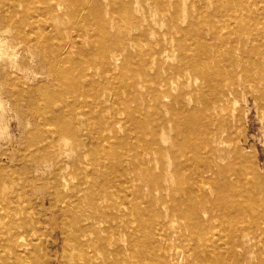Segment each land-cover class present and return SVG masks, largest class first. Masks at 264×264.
<instances>
[{"label": "bare ground", "instance_id": "6f19581e", "mask_svg": "<svg viewBox=\"0 0 264 264\" xmlns=\"http://www.w3.org/2000/svg\"><path fill=\"white\" fill-rule=\"evenodd\" d=\"M46 1V12L51 13L57 22H62L66 15L61 12L63 4L59 2L52 7ZM234 1L96 0L85 3L78 12V16L89 25H95L96 34L92 41L98 45H91L98 46L101 58L95 66L101 70L104 80L99 81L94 74H88L87 85L78 83L80 96L92 97V102L81 98L74 101L88 116L84 122H74L68 128L66 116L56 114L61 132L73 141L71 148L62 152L75 154V158L68 163L61 159L60 162L64 168L72 165L80 169V163L85 162L87 153L91 151L90 144L99 139L105 141L102 150H111L117 160L124 162L121 127L127 122L136 125L142 133L139 141L151 133L152 140L143 139L140 147L146 159L156 163L158 171L147 166L148 162L142 163L137 141L126 139L125 157H139L142 170L135 181L137 189L147 199V206L138 204V207L132 208L142 222V227L132 229V234L138 237L145 231L149 235L144 241L145 247L152 248V244L162 249L163 241L175 239L181 230H187L193 245L171 254L169 258L173 264H264V173L254 175L259 182L258 190L245 188L241 181L247 182L251 178L244 164L251 163L258 170L256 154L246 153L244 147L241 152L238 148H230L231 142L238 141L235 129L244 125L248 130L249 115L244 112L245 107H236L242 96L247 104L252 98V104L264 107V63L252 61L254 64H241L244 54L238 48L237 40L241 37H236L235 28L238 26L241 30L245 24L237 18L236 12L246 5H238ZM85 8L88 14L84 16L82 10ZM136 12L142 16L136 15ZM123 17L130 19L131 25L127 28L120 26L119 20ZM224 18L233 22L221 25ZM14 26L20 28V25ZM140 29L147 40V47L140 34L133 33V30ZM246 32L248 37L260 38L263 34L264 38V29L260 33L253 30ZM207 35L211 37L209 46L205 40ZM35 45V54L42 59L39 70L48 69L65 80L66 75L60 67L71 60V45L57 49L53 57L44 56L47 44ZM172 58L180 59L181 68L172 65ZM130 64L136 66L132 82L123 76L120 79ZM78 68L83 71L81 65ZM249 70L253 75L240 76V73ZM0 74L3 72L0 71ZM260 76L262 79L259 80ZM179 77L187 78V85H192V89L187 92L186 103L177 111L170 98L177 86L186 84H181ZM114 78L123 80V89H118ZM124 96L136 101L138 106L127 110ZM175 98L183 104L184 94L179 92ZM112 104L119 108L113 113ZM186 105L187 108L184 107ZM66 107L67 103L62 100V112ZM19 113L24 115L21 111ZM123 113L131 115L128 116L129 121L119 118L118 114ZM144 113L141 120L140 116ZM81 123L93 126L86 138L81 137ZM94 129H98V134L94 133ZM247 134L244 133V144ZM111 137L119 141L116 151L109 144ZM100 154L94 152L96 161L103 164L109 160L98 158ZM104 177L107 175L104 174ZM8 195L7 192L0 193V204ZM40 202L44 205L45 198L42 197ZM67 203L64 201V204ZM81 204L82 200L77 196L74 206L81 208ZM63 212L65 217H70L69 209ZM14 217L11 212L0 214V248L3 247L0 249V264H54L50 259L42 260L30 255L36 230H31V224L25 219L7 221ZM169 217L168 221L164 219ZM84 220L87 224L83 228L75 225L68 235L78 240L81 231L94 234L86 238L82 246L77 244L81 260L77 264H95V259L99 264H112L105 251H101L100 256L94 254L96 248L103 244L100 235L104 229L100 219L95 214H89ZM168 224L172 227L171 234L165 231ZM123 226L129 228L131 225L126 221ZM5 233L8 236H4ZM132 241L128 250L135 249L137 245L135 240ZM11 247L21 262L3 257L2 251ZM149 253L148 249L143 255ZM112 254L118 258V264H131L132 258L126 246L116 247ZM143 255H139L134 264H143ZM157 261L169 264L167 257H155L153 263Z\"/></svg>", "mask_w": 264, "mask_h": 264}, {"label": "rangeland", "instance_id": "374dc122", "mask_svg": "<svg viewBox=\"0 0 264 264\" xmlns=\"http://www.w3.org/2000/svg\"><path fill=\"white\" fill-rule=\"evenodd\" d=\"M48 1L52 7L59 2L63 4L61 12L66 15L62 22H57L51 13L46 12L45 8L48 3L46 0L27 2L0 0V71L3 72L0 74V193L7 192L9 194L0 204V214L13 213L15 217L9 218L7 221L27 220L31 224L30 229L36 230L33 236V251L30 255L40 257L42 260L50 259L54 264L81 262L77 244H81L86 238L93 237L94 234L88 233L89 231H81L78 240H73L68 235L75 225L83 228L86 223L84 218L89 214L97 215L101 221V227L104 229L100 235L103 244L96 248V253H94L97 256L101 255V251H105L109 254L112 264H118L119 260L112 254V250L116 247L126 246L127 253L132 258L131 264H134L137 257L139 255L141 257L148 249L150 253L152 252V256L150 253L143 255V264H154L155 257H167L168 263L173 264L169 258L171 254L181 252L193 245V242L189 240L187 230H181L175 239L163 241L162 249L152 244V248L145 247L144 241L146 237H149L145 231H142L144 235L139 233L138 237L132 234V229L142 227L141 219L132 208L138 207V204L142 207L147 206V199L137 189L135 181L142 170L139 167L140 159L143 160L142 163L146 161L148 162L147 166H152L158 171L156 163L146 159L143 148L140 147L143 139L152 140L151 133L146 134L139 141L142 133L136 128V125L127 122L121 127L123 128L121 149L124 151L122 152L124 162L117 160L111 150H102L105 141L102 142L100 139L90 144L91 151L87 153L85 162L80 163V169H76L72 165L64 168L60 162L61 159L68 163L75 158V154L62 152L64 149L69 150L73 141L61 132L56 114L66 116L65 122L68 128H71L74 122H84L88 116H85L83 109L75 105L74 101L81 98V100L92 102V97L80 96L77 89L78 83L87 85L88 74H94L99 81H103L104 76L98 66H95L101 58L98 46L94 47L98 44L92 41L96 34L95 25H89L82 17L78 16L80 8L85 3H93L96 0ZM234 3L246 5L236 12L237 18L245 24L241 30L235 25L236 37H241L242 40H237L240 53L244 54L241 64L249 65L261 63V61L264 63L263 34L260 35L261 37L259 36L260 38L246 35V30L263 32L264 0H235ZM82 13L85 16L88 14V9L85 8ZM135 14L142 16L138 12ZM70 15L73 17L71 18ZM104 16L107 15L104 14ZM229 22H233V20L224 18L220 24L228 25ZM119 23L124 28L131 25L130 19L127 17L120 19ZM14 25H20V28L16 29ZM133 33L140 34L143 44H146L147 40L142 29L133 30ZM205 40L209 46V43L211 44L210 35H207ZM36 43L48 45V49L44 51V56L47 57H53L57 49H65L67 45H71L69 47L72 52L71 60L60 67L66 75L65 80L48 69L39 70L38 65L42 63V59L35 54ZM91 43L94 45L92 46ZM261 44L263 46H260ZM179 60L172 58V65L181 68L182 63ZM78 65H81L84 72L78 70ZM135 67L130 64L128 70L120 75V79L123 76L129 82L134 81ZM244 75L250 76L253 75V72L249 70L240 73V76ZM120 79L114 78V84L118 89H123L125 84ZM260 79H262L261 76ZM178 81L181 84H186L177 86V90H174L170 98V102L177 111L186 103L187 92L192 89V85H187V78L179 77ZM179 92L184 94L183 104L175 98ZM62 100L67 103L63 112ZM245 100V97L242 96L236 107H245L244 112L249 115L247 118L248 130L244 125L236 128V140L238 141L231 142L230 148H238L239 151H242L244 147L246 153L256 154L259 169H255L253 164L246 162L244 166L248 168L251 180L247 182L242 180L241 184L248 190H258L259 182L254 178V175L259 172L264 173V107L252 104V98L249 104ZM124 104L127 110L138 106L136 101L128 100L127 97ZM184 107L187 108V105ZM117 109H119L118 105L112 104L111 112L113 113ZM20 111L24 113L23 116L20 115ZM150 113L151 111L148 113L149 116ZM118 115L121 120L125 121H129L128 116H131L126 113ZM144 116L145 113L140 116V119L143 120ZM81 127L80 132L82 131L81 137L83 138L89 136L91 128L93 129L92 125L88 127L85 123H81ZM97 130L94 129V133L98 134ZM244 133H248L245 144ZM127 138L133 142L137 141L140 159L139 157L134 159L125 157L128 146ZM118 142L116 137L109 138V144L115 151ZM94 152L102 153L97 156L98 158H109V160L103 164L101 161H96ZM104 174L107 177H104ZM75 193H77L76 196ZM77 196L82 200L81 208L74 206ZM42 197L45 198L44 205L40 202ZM64 201L69 203L64 204ZM66 209L71 211L70 217L64 216L63 210ZM164 219L168 221L170 217ZM126 221L131 225L129 228L123 226ZM150 222L152 223V221ZM165 231L167 234L172 233L170 224L166 226ZM6 235L5 233L4 236ZM132 239L136 241L137 245L135 249L128 250L130 247L128 244ZM3 251L4 258L21 262L20 258L17 259L12 247ZM196 251L199 252V249ZM27 256L29 257V254ZM93 263L99 264L96 259ZM155 264H159V262L157 261Z\"/></svg>", "mask_w": 264, "mask_h": 264}]
</instances>
